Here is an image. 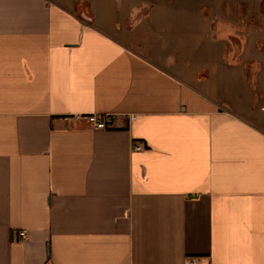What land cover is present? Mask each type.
<instances>
[{"label": "crops", "instance_id": "1", "mask_svg": "<svg viewBox=\"0 0 264 264\" xmlns=\"http://www.w3.org/2000/svg\"><path fill=\"white\" fill-rule=\"evenodd\" d=\"M105 2L0 0V264H264V116Z\"/></svg>", "mask_w": 264, "mask_h": 264}, {"label": "rangeland", "instance_id": "2", "mask_svg": "<svg viewBox=\"0 0 264 264\" xmlns=\"http://www.w3.org/2000/svg\"><path fill=\"white\" fill-rule=\"evenodd\" d=\"M123 1L98 3L100 13L146 15L134 33L177 62L169 68L252 121L264 116V0Z\"/></svg>", "mask_w": 264, "mask_h": 264}, {"label": "built area", "instance_id": "3", "mask_svg": "<svg viewBox=\"0 0 264 264\" xmlns=\"http://www.w3.org/2000/svg\"><path fill=\"white\" fill-rule=\"evenodd\" d=\"M131 119H135V116H131ZM89 123L95 129L105 130L107 129L113 121L111 115H91L87 117ZM135 149L140 151L143 150V145H135ZM22 240L27 238V232L25 230H21L16 233ZM203 259L201 257H189L185 260L184 264H202Z\"/></svg>", "mask_w": 264, "mask_h": 264}]
</instances>
